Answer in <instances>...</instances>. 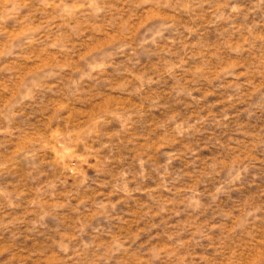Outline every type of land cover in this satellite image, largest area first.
I'll return each mask as SVG.
<instances>
[{"label":"rangeland","instance_id":"obj_1","mask_svg":"<svg viewBox=\"0 0 264 264\" xmlns=\"http://www.w3.org/2000/svg\"><path fill=\"white\" fill-rule=\"evenodd\" d=\"M235 2L251 6L250 0H184L182 8L175 12L149 15L148 23H166L149 29L142 37L139 51L133 53L135 57L118 64L116 53L105 51L112 41L100 38L103 33L99 28L91 36L87 31L70 35L60 25L51 27L42 20L43 13L38 8H45L46 4L39 5L38 0H0V51L5 53L0 57V88L5 92L12 91V87L17 92L31 89L39 97L28 117L20 122L22 129H11L10 135L0 136V245L4 247L0 254H6L9 247L15 249L9 264H65L52 242L58 237L82 238L97 225L109 231L112 244H119L122 237L142 240L151 235L147 245H154V255L171 251L176 264H220V253L215 251L220 240L234 233L237 225L248 218V212L262 218L257 222L261 230L264 168L259 165L264 156H256V150L264 149H256L250 156V171L259 168L262 182L253 181L252 175H248L239 188L228 186L214 205L204 204L199 214L187 211L186 206H195L197 200L203 204L207 197L203 173L201 177L189 174L190 183L175 189H165L161 181L127 197L116 191L121 187L123 173L134 168L137 160L144 157L159 171L164 167L157 164L161 153L181 142L174 136L153 139L166 128L169 113L174 112V121L188 118L189 112L192 117L208 112L209 119L219 118L215 109L226 103L222 93L226 95L233 87L226 73L244 67L228 58L226 52L246 50L249 45L253 52H264V6L252 15L234 17L230 10ZM80 7L75 0H66L59 11L72 17ZM149 77L163 79L166 86L153 87ZM55 80L60 81L59 85L50 83ZM221 82L223 89H214ZM103 83L111 87L93 98H103L106 111L115 105L118 110L108 112L111 121L123 123L125 131L132 129L124 142L110 143L103 153L107 157L91 155L101 151L85 144L83 137L91 128L76 130L70 139L59 126L64 123L66 128L72 127L75 115H89L74 110V115L63 121L62 114L70 107L63 97L69 91L79 86L95 92L104 88ZM56 88L59 92L55 95L61 99L54 98ZM116 92L120 95L112 94ZM196 92L202 93V99L195 104L177 102L178 94L186 97ZM212 99L219 102L202 107ZM158 100L166 101L164 107L159 113L150 112L153 109H147V105L155 107ZM48 111L61 119L48 117L45 132L42 128ZM7 123L8 118L0 116V126ZM53 124L57 125L54 129ZM245 135L249 140L258 139L264 137V129ZM101 141L107 142L104 137ZM82 145L87 147L86 152L79 150ZM183 155L179 153L172 159ZM125 164L128 168L120 167ZM105 169L110 179L104 184L80 187L77 177L86 178L90 172ZM12 235L15 243H6Z\"/></svg>","mask_w":264,"mask_h":264},{"label":"clouds","instance_id":"obj_2","mask_svg":"<svg viewBox=\"0 0 264 264\" xmlns=\"http://www.w3.org/2000/svg\"><path fill=\"white\" fill-rule=\"evenodd\" d=\"M65 2L66 0H38L39 5H47L45 8H38L43 13L42 20L48 21L51 27L60 25L63 31L70 35H79L87 31L91 36L95 34V29L99 28L103 33L100 38L112 41L111 46L105 51L116 53L115 62L122 64L125 59L135 57L133 53L139 51L142 37L149 29L166 23L163 20L148 23L147 17L153 13L175 12L182 8L184 0H75L76 3L81 4V7L72 17L63 16L59 11ZM250 3V7L233 3L230 15L234 17L241 14L252 15L264 6V0H250ZM251 47L249 45L246 50L232 49L225 53L228 58L237 60L244 67L226 73V78L233 87L226 95L222 93L226 103L223 107L215 109L219 118L209 119L208 112H201L199 116L192 117L189 112L186 115L188 118L174 121L171 119L174 112L169 113L165 120L166 128L158 131L153 139L174 136L181 142L166 148L161 153L157 164L164 167H161L159 171L152 163H147L144 157L136 161L134 168H128L127 164L121 165V168H128V170L121 176V187L116 191L127 197L137 189L146 191L148 188L157 186L161 181L164 182L165 189H175L190 183L187 179L189 174L201 177L203 173L202 179L208 186L207 197L204 198L203 204L197 200L195 206L192 203L186 206L187 211L199 214L204 204L214 205L217 199L225 195L228 186L239 188L248 175H252L253 181L262 182L258 173L259 168H264V162H261L255 171H250V166L253 164L250 156L256 149H264V137L249 140V137L245 135L248 132H259L264 129V52L259 49L253 52ZM121 53L124 54L121 55ZM4 55L5 53L0 51V57ZM8 55L11 56L10 53ZM137 62L140 63L139 60ZM93 71L96 70L93 69ZM149 82L155 88L166 86L163 79L149 77ZM50 83L59 85L60 81L55 80ZM90 83L94 85L93 81ZM103 84L104 88L96 89L95 92L81 89L79 86L69 91L67 97H63L70 104L67 112L62 114L63 121L66 122L69 115H74V110H83L89 115H75L74 120L71 121L72 127L66 128L64 123L59 126L64 129L66 137L70 139L73 138L71 134L76 130L91 128V131H87L83 137L85 144L93 149L101 150L91 155L107 157L103 153L109 148L110 143L113 140L116 143L124 142L125 136L132 129L125 131L123 123L114 124L111 121L112 116L108 112L118 110L115 105L106 111L103 98H93L98 92L111 87L109 84ZM9 86L12 87V85ZM204 87L207 86L204 85ZM223 87L224 84L221 82L216 84L214 89H223ZM53 92L54 98L61 99L55 95L59 92V88ZM112 94L120 95L118 92ZM176 97L177 102L179 100L183 103L186 100L190 104H195L198 99H202V93H188L186 97L185 94H178ZM38 98L31 89L27 91L20 89L17 92L12 87V91L5 92L0 88V116L8 118L7 125L0 126V136L10 135L11 129H22L20 122L28 117ZM218 102L212 99L202 107L206 108ZM165 103V100H158L155 107L153 104H148L147 109H153L150 112L159 113ZM199 107L197 106L196 110ZM221 113L223 115L219 116ZM44 117L42 131L45 132L48 131L45 128L48 117L54 120L61 119V116L51 111L45 113ZM32 119L35 120L36 117ZM116 120L120 121L119 118ZM89 121L94 123L90 124ZM56 126L53 124L52 129ZM117 133L120 135H115ZM101 137H104L107 142H102ZM246 141L247 143H244ZM98 143L99 147L96 146ZM81 149L87 151V147L83 145L80 146L79 150ZM179 153H183V157L173 160L172 157ZM256 156H264V151L256 150ZM106 171L107 169L90 172L86 178L77 177V181L81 188L102 185L110 179L105 174ZM165 176H167L166 180ZM69 187L71 188V183ZM197 195L200 196V193ZM112 208L115 211L116 204H113ZM247 216V219L237 225L234 233L224 235L220 240V247L215 250L220 253L217 257L220 264H264V224L259 225L261 230H258L257 224L262 218L251 211ZM108 232L103 230V226L97 225L82 238L58 237L52 243L54 250L63 258L65 264H176V261L172 260L174 252L153 254L154 245H147V241L152 239L151 235L142 240L134 236L122 237L119 244H112ZM15 240L16 238L12 235V239L6 243L14 244ZM0 253H4L2 245H0ZM15 254V249L9 247L6 254H0V264H9Z\"/></svg>","mask_w":264,"mask_h":264}]
</instances>
